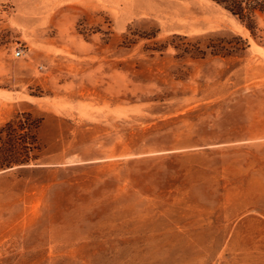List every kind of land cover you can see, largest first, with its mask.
<instances>
[{"label": "rangeland", "instance_id": "374dc122", "mask_svg": "<svg viewBox=\"0 0 264 264\" xmlns=\"http://www.w3.org/2000/svg\"><path fill=\"white\" fill-rule=\"evenodd\" d=\"M258 23L262 43L211 0H0V163L25 162L0 168V264H264ZM232 35L226 57L199 40Z\"/></svg>", "mask_w": 264, "mask_h": 264}, {"label": "trees", "instance_id": "16d2710c", "mask_svg": "<svg viewBox=\"0 0 264 264\" xmlns=\"http://www.w3.org/2000/svg\"><path fill=\"white\" fill-rule=\"evenodd\" d=\"M215 4L226 10L231 16H233L238 23L249 33L253 40L260 39L259 43H262V37L258 36L261 32L258 25V20H264V0H211ZM147 39L155 38V34H148ZM199 40L208 41L205 48L210 49V54L213 56L226 57L232 52H244L249 47L247 39H243L239 35H232L230 39L224 37L217 38L216 41H211L210 38H201ZM167 45L158 46L154 49H149L151 52H162ZM175 48V46H172ZM199 55H204L203 52L198 51ZM36 158H32L35 160ZM25 162L19 158H15L10 162L3 164L0 163V168L12 167L24 165Z\"/></svg>", "mask_w": 264, "mask_h": 264}, {"label": "built area", "instance_id": "2783aa9c", "mask_svg": "<svg viewBox=\"0 0 264 264\" xmlns=\"http://www.w3.org/2000/svg\"><path fill=\"white\" fill-rule=\"evenodd\" d=\"M20 55V52H15V56H19Z\"/></svg>", "mask_w": 264, "mask_h": 264}]
</instances>
